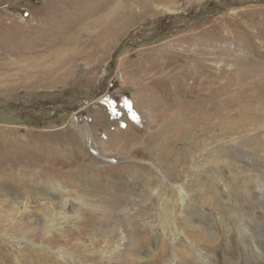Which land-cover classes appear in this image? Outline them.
<instances>
[{
    "label": "rangeland",
    "instance_id": "rangeland-1",
    "mask_svg": "<svg viewBox=\"0 0 264 264\" xmlns=\"http://www.w3.org/2000/svg\"><path fill=\"white\" fill-rule=\"evenodd\" d=\"M0 264H264V0H0Z\"/></svg>",
    "mask_w": 264,
    "mask_h": 264
},
{
    "label": "bare ground",
    "instance_id": "bare-ground-1",
    "mask_svg": "<svg viewBox=\"0 0 264 264\" xmlns=\"http://www.w3.org/2000/svg\"><path fill=\"white\" fill-rule=\"evenodd\" d=\"M189 195V194H188ZM174 206V205H173ZM181 206H183V205H181ZM214 206V205H213ZM214 209V208H213ZM254 240V239H253ZM205 247L207 248V249H212L213 248V246L212 245H209V243L208 242H206L205 243Z\"/></svg>",
    "mask_w": 264,
    "mask_h": 264
},
{
    "label": "clouds",
    "instance_id": "clouds-1",
    "mask_svg": "<svg viewBox=\"0 0 264 264\" xmlns=\"http://www.w3.org/2000/svg\"><path fill=\"white\" fill-rule=\"evenodd\" d=\"M115 99H117V98H115Z\"/></svg>",
    "mask_w": 264,
    "mask_h": 264
}]
</instances>
